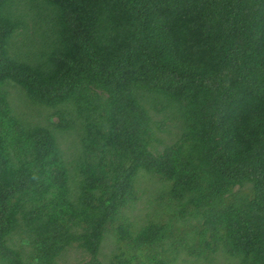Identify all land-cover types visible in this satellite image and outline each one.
I'll use <instances>...</instances> for the list:
<instances>
[{"label": "trees", "instance_id": "obj_1", "mask_svg": "<svg viewBox=\"0 0 264 264\" xmlns=\"http://www.w3.org/2000/svg\"><path fill=\"white\" fill-rule=\"evenodd\" d=\"M72 249L264 264V0H0V264Z\"/></svg>", "mask_w": 264, "mask_h": 264}, {"label": "rangeland", "instance_id": "obj_2", "mask_svg": "<svg viewBox=\"0 0 264 264\" xmlns=\"http://www.w3.org/2000/svg\"><path fill=\"white\" fill-rule=\"evenodd\" d=\"M165 140H168V139L165 138ZM146 175H148V174H146ZM144 178L147 179L146 180V183L147 184H145V183L143 184V187H146V189L145 190L138 191V196L139 197H138V201H137L136 205L134 207H132V208H129V209L125 210L123 217L121 215L119 217V219H122L123 218L126 221H130L131 224H132L130 226H133L135 228H137L138 226L142 225V223L144 222V220L147 218V215H151L152 214L149 210L145 209L146 205L148 207L150 205V201L152 203H154V206L157 207V205H158V203H157V196H153L152 197L150 191L153 193V195L160 196V194L163 193V189H164L163 185L159 182V179L157 177H154L152 175H148V178L147 177H144ZM163 210H164V208H163ZM167 219H164V220L162 219V220L164 222H168L169 220H167ZM192 223H194L193 220L192 221H189V220H180L179 222H177V224L175 223L174 225L178 227V229L176 231L174 229L175 239L176 240L179 239L181 237V234L184 231H186V230L189 231L190 225ZM110 229H111V227L108 228V230H110ZM108 230H107L106 234L108 233ZM170 243L171 242L168 243V249L170 248V246H169ZM114 245L115 244H113V246ZM103 252L106 253V254L109 253L108 247L104 248ZM167 255H168V258L171 260L172 259V256L174 254L171 253L170 251H168L167 252ZM99 257L101 259L103 258L102 253L99 255ZM187 258H189V257H187L186 255L182 254V255H180L177 258V260H176V262L174 264H190V263H185V262L182 261L183 259H186V261H188ZM81 261H82V255H81V253L78 252L76 249H72V250H69L68 251V253L63 258V260H61V263L60 264H79ZM196 264H202V263H196ZM205 264H208V263H205ZM210 264H231V262H230V260L224 259L220 255V256H217L216 257V261L215 262H211Z\"/></svg>", "mask_w": 264, "mask_h": 264}]
</instances>
